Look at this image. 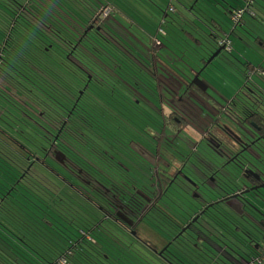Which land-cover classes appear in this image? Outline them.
<instances>
[{"label": "trees", "instance_id": "trees-1", "mask_svg": "<svg viewBox=\"0 0 264 264\" xmlns=\"http://www.w3.org/2000/svg\"><path fill=\"white\" fill-rule=\"evenodd\" d=\"M177 1L187 15L195 14L194 6L207 4V12L196 14L199 25L193 31L205 26L199 32L201 37L215 45L227 38L233 50L232 36H240L249 22L255 25L256 5L264 0H238V8L244 12L235 27L234 0ZM112 3V0H0V264H99L97 249L103 254L101 248L117 246L119 242L114 238V228H119V224L104 213L101 198L98 204L102 208L85 197L79 187H73L92 206L79 200L69 202L63 187L32 168L40 162L46 165L49 160L58 164L51 154L56 150L68 155L74 166L83 164L90 169L96 160L95 142L108 147L112 143L109 132L125 136L126 129L135 125L137 110L130 108L134 98L127 94L133 90L125 81L127 76L133 81L137 70L128 74L129 60L110 32L114 20L117 25H125L123 17L102 15L103 10L113 7ZM177 9L173 0H169L156 34H147L148 39H138L125 29L118 31L117 36L133 52L139 50L133 43L137 46L141 42L145 59L154 65L159 60L168 72L175 76L174 71H178L187 80L190 77L180 72L184 67L179 68V63L188 61L184 52L188 50L193 59L185 71L191 76L190 70L199 68L197 60L204 58L207 50L197 52L195 47L200 44L197 34L183 28L180 32V26L168 21L174 22L167 15L171 11L177 13ZM219 13L228 20L224 29ZM202 15L212 17L210 24L202 23L205 21ZM258 20L259 25H264V18ZM162 24L170 28L165 30ZM117 29L120 30L119 26ZM183 33L189 36L186 44L193 47L184 45L183 49ZM178 35H182L181 40ZM155 36L161 49H156V40L152 41ZM253 39L261 42L259 37ZM239 41L237 38L236 43ZM248 44L251 46L252 41ZM257 44L256 48L263 47ZM133 62L140 68L137 65L140 61ZM207 65L199 72L210 81L206 77ZM110 83L115 84L113 88ZM119 83L121 86L117 87ZM124 114L130 118L125 119ZM80 207L92 212L94 218L81 219L75 209ZM96 210L99 214H95ZM64 228L68 232L65 238ZM125 247L129 249L128 245ZM142 256L138 253L137 259L141 261ZM104 257L108 259L109 254ZM209 264H223L222 258Z\"/></svg>", "mask_w": 264, "mask_h": 264}, {"label": "flooded vegetation", "instance_id": "flooded-vegetation-1", "mask_svg": "<svg viewBox=\"0 0 264 264\" xmlns=\"http://www.w3.org/2000/svg\"><path fill=\"white\" fill-rule=\"evenodd\" d=\"M112 4L109 13L115 15L116 4ZM120 16L126 19L123 13ZM124 29L122 23L117 25L114 20L110 32L117 47L123 50L125 59L129 62L142 61L138 62L142 68H137L135 72L139 79L135 87L130 85V76L125 81V85L133 90L128 97L134 98L130 108L136 107L137 110L135 125L126 129L125 136L120 135V132H109L112 143L108 147L102 146L99 141L95 142L96 160L92 167L88 166L90 169L81 164L77 170L71 165L73 162L68 155L63 153L64 156L59 155L58 159L60 152L55 150L51 154L58 161V167L66 171L65 176L73 177V187L82 186L87 194L84 196L92 198L97 207L102 208L98 204L102 199L106 208L104 213L119 224V228H114L116 236L113 235L117 241L124 240L119 236L120 231L127 236L133 235L138 242L142 241L138 236L139 222L148 221L145 217L152 214L160 216L162 224L159 221L157 224L168 226L167 236L162 235L164 244L160 248L148 242L146 245L150 250L155 248V258L163 264H209L217 258H222L223 264H243V260L250 262L264 245V236L258 232L264 233V218L246 206L250 211V226H242L241 214L245 210L242 211L240 199L226 198L229 193L241 192L237 177L242 168L248 165L259 176L257 179L252 178L248 185V188L256 187L250 190V194L264 200V88L254 81L255 73L264 70L263 64H254L249 55L244 62L235 57L236 63L230 66L241 75L235 67L237 62L241 63L245 78L232 92V86H227L223 81H207L199 72L222 53L223 48L208 62L211 54L221 45H215L211 52H206L207 56L199 58V68L190 70L191 76L179 70L190 77L185 80L178 71H174L175 76L168 72L159 60L157 65L148 61V66L144 56L139 54L141 57L138 59L130 46L124 45L117 36V32ZM235 36L248 48L253 46L256 52L259 42L253 39L256 43L252 41L250 46L248 34ZM152 41H155L156 49L160 48L161 42L156 36ZM224 42H228V39L225 38ZM227 51L233 53L232 48ZM131 54L135 57L132 58ZM128 70L131 71V68L128 67ZM194 76L202 81H192ZM160 84L163 85V93L159 89ZM114 85L110 83L112 88ZM141 85L149 89L148 95L138 90ZM214 85L225 86L223 92ZM120 86L121 83L117 85ZM146 99L150 104L142 108L143 100L146 102ZM123 117L130 118L127 114ZM228 172L235 181L231 192L226 185ZM47 177L61 186L59 181ZM172 186L178 192L177 196L171 190ZM167 188L170 189L169 194ZM180 194L188 196L189 204L179 197ZM110 196L113 198L111 201L108 200ZM163 197L176 199V212L167 202L162 204L165 202ZM104 201L109 203L105 204ZM260 205L264 208L263 203ZM208 230L219 232L221 240L212 238ZM229 246L235 251H230L232 255L227 250ZM233 254H239V259Z\"/></svg>", "mask_w": 264, "mask_h": 264}, {"label": "rangeland", "instance_id": "rangeland-1", "mask_svg": "<svg viewBox=\"0 0 264 264\" xmlns=\"http://www.w3.org/2000/svg\"><path fill=\"white\" fill-rule=\"evenodd\" d=\"M114 4H116L117 8H120L121 10H116L115 15H119L120 13H123L124 15H128L127 16V20L124 19L123 23L125 24L124 27L126 30L130 31L131 34L133 36H136L138 39H148V35L147 34H156V27H158V25L161 23V19H162V12L163 9H166L169 0H112ZM184 3H189V0H183ZM229 3H231L232 0H228ZM173 2L176 4V6H178V12L174 13L173 11L168 12V17L173 18V21H170L171 19H169L168 21L174 25V26H180L181 28H179L180 32H182V28L185 29L188 32H193L194 34H197V36H195L199 41L200 44L199 46H196L195 49L197 52H199V49H206L207 51L209 50V52H211L212 47H215V43L213 42H208L206 41V38L204 36L201 37L200 33L202 30L204 29V25H206V22L210 23V20L212 17L209 15V17H205L203 16V18L205 19V21H202V24L204 27H198V32H194L193 30H195V26L196 24L199 25V22L197 19L198 15L201 11H208L209 7L207 6V4L202 3V6H197V7H193L194 8V12L195 14H190L187 15L185 12L182 11L181 7H183L182 5H180L178 3L177 0H173ZM238 2V1H237ZM258 1V4L256 5V9H257V13H258V18H260L262 20V18H264V1L260 2ZM194 4V3H192ZM260 5V7L258 6ZM192 5L190 4L189 7H191ZM187 9V8H186ZM110 9H105L103 10L102 15H106L109 13ZM185 11H188L185 10ZM221 14L220 17L218 16V18L220 19V23H222V27L223 29L226 28L228 26V20L225 16V14L223 13H219ZM201 15V14H200ZM114 16V15H112ZM120 16V15H119ZM112 19V18H111ZM216 19V18H215ZM217 21V19H216ZM233 21V20H232ZM234 22V21H233ZM237 22H234V25ZM253 23V22H252ZM251 22L247 23L248 26H246L244 28V30L242 29L240 31V33L242 34H248V37L251 39V41H253L254 37H259L261 39V42H264V25H259L260 21L256 18L254 24L252 25ZM128 25V27H127ZM163 28L166 30L169 25H164L162 24ZM197 27V26H196ZM170 28V27H169ZM219 30V29H218ZM251 30V31H249ZM178 32V33H180ZM182 35H185L184 33ZM182 35H178V39H182ZM189 36L185 35V42L183 43V49L185 50L184 45H189L186 44V40H188ZM208 37V36H207ZM231 41L233 42V53H230L229 51H222V53L213 60V65H207V70H206V77L214 82V81H220L222 80L223 82L226 83L227 86H232V92H234V90L243 82V78H245V76L243 75V71H242V67H241V63L237 62V69L240 71L241 75L236 73L233 68L230 66V64L236 63V58L237 60H243V62L246 60V57H248V55L252 58V60H254V64L259 65L260 62L263 64V69H264V46L261 48H256V52L253 50V47H247L244 43L239 41V44H237V38L235 36H232ZM261 42H259V44H261ZM188 43V42H187ZM194 44H196V41H193ZM182 44V43H181ZM190 47H193L191 45H189ZM133 47L139 48V50L136 52L134 51V53L137 56H140L139 53L144 56V53L141 49V42H137V46L133 43ZM144 47V46H143ZM189 47V49H190ZM134 50V49H133ZM187 50V49H186ZM200 50V51H201ZM161 52V51H160ZM162 53V52H161ZM160 53V54H161ZM185 54H187L188 56V61L187 62H182L179 63L180 65V69L182 67H184V72L187 70V68L190 65V62L193 61L191 55L189 54L190 52L187 50L184 52ZM181 54V51H180ZM204 57L208 55V53L203 54ZM161 56L163 57V54H161ZM193 57H195L192 54ZM236 57V58H235ZM209 59V58H208ZM135 62H138L136 60H134ZM199 61V60H197ZM142 62V61H140ZM146 64H148V59L145 61ZM131 71L130 72H135L137 70V66L135 65L136 63L134 62H128ZM139 67L142 68V65L140 63H138ZM148 66H150V63L148 64ZM214 67V68H213ZM172 68V67H171ZM139 73V72H138ZM161 74V73H160ZM136 76V74H135ZM255 80L259 86H262L264 88V70H261L259 73H255L254 76ZM129 82L131 84H133V86L135 87V85L139 82V79L137 78H133V81H131L130 79H128ZM139 85V84H138ZM162 84L159 85V89L161 90V92L163 93V85ZM215 86V85H214ZM139 86H137L138 88ZM150 87L152 88V85L150 84ZM218 90H220L221 92H223L224 87L225 86H215ZM138 90L140 92L146 93V95H148L149 89L146 88L144 89V85H141ZM138 91V92H139ZM132 91H129L128 95L131 94ZM121 99V97H120ZM145 99V98H144ZM143 107L142 108H146V106H148L150 104L149 100L146 99L143 100ZM141 107H139V109L143 112ZM144 113V112H143ZM159 121V120H158ZM144 125L147 124V122H143ZM160 124V121H159ZM191 132L193 134H195V132L193 130H191ZM59 155L62 157L64 156L62 152H60L58 154V159H59ZM55 158V157H54ZM56 159V158H55ZM61 161L63 159H60ZM57 164V162H55ZM54 164L53 162H51L49 160V162L46 165H43L42 162H40V164H35L33 165L31 163V165H29V167L35 169L36 172H40L43 173L44 175L50 176L52 178H54L55 180L59 181L61 183L62 186H60L61 188L63 187V191L65 192V197L67 198V200L69 202H72L73 200H79V201H83L84 204H87L89 206H92L90 203L86 202L85 200H83V198L81 199L80 196L77 194L75 188H73L74 184H75V180L73 179V177H69V176H65L66 171L59 166V164ZM72 166H74V164H71ZM75 167H77L76 169L78 170V166L75 165ZM31 169V168H30ZM75 176V175H74ZM63 178V179H62ZM67 179V180H66ZM65 181V182H64ZM147 183V182H146ZM148 185V184H147ZM82 189V186L80 187ZM155 190H157L156 187H154ZM83 190V189H82ZM171 190L173 192H175L176 196L178 195V192L175 190L174 186L171 187ZM84 191V190H83ZM173 192H171L172 194H174ZM147 194H150L147 192ZM85 195V193L83 194ZM183 196H181L180 194V198L184 200V202L186 204H189V199L188 196L186 194H183ZM79 196V197H78ZM194 198H190V200H192ZM108 200L111 201L113 200V198L110 196L108 197ZM163 201L162 204H165L166 202L172 206L173 210L176 212L177 211V207L175 206V200L174 199H168L167 197H163L162 198ZM109 201H104L105 204L109 203ZM114 202V201H113ZM78 212V216L83 219V218H87L89 216L93 217V213L87 211L85 209V207H80L75 208ZM166 210V209H165ZM179 210V208H178ZM98 213V210L95 211V214ZM94 218V217H93ZM261 218H264V208H262L261 211ZM156 219V220H155ZM145 220L148 221H144V222H139L138 224V236L140 239H142V241L138 242L139 240H137L136 238L133 237V235L127 236L124 235L121 231L119 232V236L121 237V239L126 240V242H123L122 240H119V242H117V246L115 245H110V246H106L104 248H101V250L103 251V254L107 256V253L109 254V258L107 259L106 257H104L103 254H101V251H99V249H97V253L96 256L99 260V264H163V262H159V260H156V252H155V248H152L153 250H150V248L148 247V245H146V242L154 244L155 246H157V248H160L163 244H164V240L162 239V235L167 236V231H166V227L160 226L157 224V222L159 221L160 224H162V218L158 215H149L145 217ZM262 221V220H261ZM69 227V226H66ZM71 230L75 231L73 227H69ZM254 228V227H253ZM261 232V235L264 236V233L262 231H258ZM64 233V238L66 237V234H68L66 228H64L63 230ZM105 241V240H104ZM106 243V241H105ZM107 244V243H106ZM124 244H127L129 249L125 247ZM148 247L149 251L146 250V248ZM128 250V251H127ZM130 250L132 252H130ZM141 253L144 256H142L141 261L137 259V254ZM152 254V255H151ZM111 257V258H110Z\"/></svg>", "mask_w": 264, "mask_h": 264}, {"label": "water", "instance_id": "water-1", "mask_svg": "<svg viewBox=\"0 0 264 264\" xmlns=\"http://www.w3.org/2000/svg\"><path fill=\"white\" fill-rule=\"evenodd\" d=\"M222 47H218L214 53L211 54V56L209 57L208 59V62L211 61V59L217 55V53L221 50ZM202 81L200 79H198L197 76H194V78L192 79V81ZM254 143V142H252ZM250 143V144H252ZM244 149H247V147H245ZM239 182H240V187H241V192H237V193H229V195H227V198L226 199H232L234 197H236L237 199H240V204L242 206V211L245 210L244 214H241V221L243 222V225L242 226H250V222L248 220V208L249 207L252 211H254L256 214L258 213L259 215H261V211H262V206L260 205V203H263L264 204V200H262L261 198H258L257 196H255L254 194H250V190L251 189H254L256 187H253V188H248V185L252 182V178L254 179H257L259 178V176H257L256 172H254V170L252 168H249L248 165L247 166H244L240 172V176L237 177ZM229 191L231 192L232 189H233V185H235V181H234V177L232 176V174L230 172H228V175H227V183H226ZM255 200L254 203L251 202V200ZM198 216L194 219L197 220ZM250 218V217H249ZM246 228V230H248ZM209 233L211 234L212 238H215L216 240H221L222 238V235L219 234V232H217L216 230H208ZM217 232V234H216ZM224 235V234H223ZM226 237V235H224ZM227 250H229L228 252L230 253V251L232 252H235L233 249L229 247H227ZM156 252V250H155ZM232 255V253H230ZM235 255V254H233ZM236 257L235 258H238L240 257L239 254H236L235 255ZM243 260V259H242ZM248 262H246L245 260H243V264H247ZM235 264V263H233Z\"/></svg>", "mask_w": 264, "mask_h": 264}, {"label": "built area", "instance_id": "built-area-1", "mask_svg": "<svg viewBox=\"0 0 264 264\" xmlns=\"http://www.w3.org/2000/svg\"><path fill=\"white\" fill-rule=\"evenodd\" d=\"M243 12H244V9L242 8L234 10L232 20L234 22L240 21L242 18ZM247 264H264V245L261 247V250L258 253V255L255 257H252L250 262H248Z\"/></svg>", "mask_w": 264, "mask_h": 264}, {"label": "bare ground", "instance_id": "bare-ground-1", "mask_svg": "<svg viewBox=\"0 0 264 264\" xmlns=\"http://www.w3.org/2000/svg\"><path fill=\"white\" fill-rule=\"evenodd\" d=\"M219 45V47H222L225 51L230 50L231 49V45L229 42H221ZM228 52V51H227Z\"/></svg>", "mask_w": 264, "mask_h": 264}, {"label": "crops", "instance_id": "crops-1", "mask_svg": "<svg viewBox=\"0 0 264 264\" xmlns=\"http://www.w3.org/2000/svg\"><path fill=\"white\" fill-rule=\"evenodd\" d=\"M236 1H238V0H236ZM234 2H235V1H234ZM237 6H240V3H238V2L235 3V4L233 5V8H234V7H237ZM263 21H264V20H263Z\"/></svg>", "mask_w": 264, "mask_h": 264}]
</instances>
